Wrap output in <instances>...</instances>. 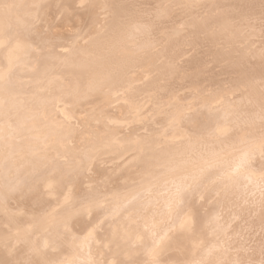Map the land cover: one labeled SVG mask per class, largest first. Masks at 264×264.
Returning a JSON list of instances; mask_svg holds the SVG:
<instances>
[{
    "label": "bare ground",
    "instance_id": "obj_1",
    "mask_svg": "<svg viewBox=\"0 0 264 264\" xmlns=\"http://www.w3.org/2000/svg\"><path fill=\"white\" fill-rule=\"evenodd\" d=\"M0 264H264V0H0Z\"/></svg>",
    "mask_w": 264,
    "mask_h": 264
}]
</instances>
